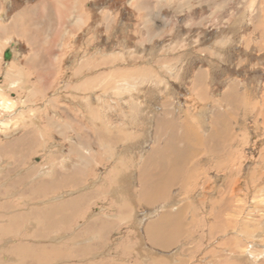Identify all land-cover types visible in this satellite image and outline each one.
Here are the masks:
<instances>
[{
	"label": "rangeland",
	"instance_id": "rangeland-1",
	"mask_svg": "<svg viewBox=\"0 0 264 264\" xmlns=\"http://www.w3.org/2000/svg\"><path fill=\"white\" fill-rule=\"evenodd\" d=\"M262 118L264 0H0V264H264ZM40 167L98 177L107 236L76 209L41 219L39 182L9 228L4 177Z\"/></svg>",
	"mask_w": 264,
	"mask_h": 264
},
{
	"label": "crops",
	"instance_id": "crops-1",
	"mask_svg": "<svg viewBox=\"0 0 264 264\" xmlns=\"http://www.w3.org/2000/svg\"><path fill=\"white\" fill-rule=\"evenodd\" d=\"M261 121H264V118H262ZM263 124H264V122H263ZM263 130H264V128H263ZM121 139L122 138H112V139H107V140H109V143H112V142L117 143L118 141H121ZM9 156H10V151H9ZM36 169H39L38 175L36 177H29V178L27 176V179H24V178L21 179L20 177H23L22 175L17 176L16 178L12 177L13 175L10 177L9 176H5V177L3 176L4 178H6V179H4L5 180L4 181V183H5L4 189H6V191L8 190V188L10 189V187H12L14 182L16 183V187H13V188H11V190H9V192H10L9 195H11V193H12V195H11L12 197L9 196V198H12L14 203H15V199L17 200L16 205L20 209L18 210V212L16 214H18L21 217V219H19L20 217H15V218H17L18 222H20L19 220L23 221L22 223H19V224H22L21 226L23 229L29 228V225L31 222V218L28 219V217H31V210H30L31 208H29V207L33 202V200L30 201L29 199L33 198V193H31V192L33 189H35V186H37V183L39 182V183H42V185L44 186V189L42 190L43 194L48 193L47 194L48 197H51L50 200H47L43 203L37 204V206L39 208V214H41V219L44 218V215L54 216V214L60 213V212H62V210H65V209H67L68 212H71L73 214L74 210L76 209L77 213L80 215L81 218H88V220H89V218H92L93 216L96 219L98 218L99 224L96 226L94 232L96 234H97V232L100 233V237L108 235V228L110 227V223H109V221H107V212H105L103 215L97 214V215H92L91 217L89 215L90 214L89 212L91 210L97 209V206H95L96 202L99 203L100 200H102V201L106 200L105 194H103V196H98V194L100 192L98 187L95 190L86 189V186L90 185V184L91 185L93 184L92 186H95V187L97 185H99L98 177L96 178V179H98L97 181L95 179L93 181V183L87 184L88 183L87 178H84V176H78L77 175L78 178H76L74 184H72L73 183V177L71 175H63V176H61V178H58L56 176L55 178L53 177L52 179L51 178L46 179L45 174H44V169L41 167L36 168ZM32 171L33 170L30 171V169H29V171H27V172H32ZM26 174H28V173H26ZM25 177H26V175H25ZM102 182H104L103 177H102ZM18 183H20V185H17ZM71 185H73V186H71ZM91 185L87 186V187H91ZM79 187H80V189H79ZM68 188L69 189L72 188V190H78L79 189V191L78 192L76 191V193H74V195L72 196V198L69 199V201H67V200L63 201L62 200L60 202H57L56 197H53L54 199L52 198V196H54V195L55 196L62 195V191L64 189H68ZM101 189H103V190L105 189V184H103L101 186ZM23 195H26V196L24 197ZM22 197H23V200L21 202ZM51 199H52V201H51ZM27 200L30 202H28ZM34 203H36V202H34ZM151 203L153 204L154 201H151ZM9 204H11V201ZM97 205H99V204H97ZM59 208H60V211H59ZM56 209H57V211H56ZM52 213H53V215H52ZM22 215H23V217H22ZM177 216H178V214L177 215L176 214H168L165 217H163V220H165V218H166L165 222L168 223L166 225L165 232H163V233H166L167 230H171L170 226H168V225H170V220H167V219H169L171 217H177ZM80 217H79V219H80ZM23 218H24V220H22ZM11 222H13V221L11 220ZM152 222H153L152 226H150V228H148L146 230V233H149L148 236L150 239H151L152 235H154L155 233L157 234V232L159 231L158 225H160V223H161L160 218H158L157 220L154 219ZM60 223H62V220H59V221L56 220L55 225L60 226ZM93 223H94V221H92V223H91L92 226L90 225L92 227L91 230L95 227V224H93ZM40 224H41V226L45 225L47 227L46 233L49 232L50 227H53V226L48 225V219L47 218L45 220H41ZM114 224H112V225L115 227ZM63 225L64 224H62V226ZM112 225H111V227H112ZM54 230H56L57 235H61L60 233H58L59 227L56 229H52L51 231H54ZM91 232L92 231H90L89 234H91ZM158 247H160V246H158ZM91 251H93V250H91ZM107 251H108V249L105 252H107ZM103 253L104 252L101 253L98 251L95 256L96 257L101 256ZM82 254H83V252H81V253L79 252L76 256L81 257ZM164 258L165 257L160 256V252L158 254L153 253V254H151V256L146 258L145 262H147L149 260L150 261L153 260L152 264H162V259H164ZM168 259L169 258H167V260ZM168 261L171 262V260H168Z\"/></svg>",
	"mask_w": 264,
	"mask_h": 264
},
{
	"label": "bare ground",
	"instance_id": "bare-ground-1",
	"mask_svg": "<svg viewBox=\"0 0 264 264\" xmlns=\"http://www.w3.org/2000/svg\"><path fill=\"white\" fill-rule=\"evenodd\" d=\"M49 2V1H48ZM65 8V7H64ZM67 9V7L65 8V10ZM78 11V10H77ZM63 12V11H62ZM69 15V14H68ZM78 19L79 18H77V22H80V21H78ZM76 20V19H75ZM10 52H11V54H12V51L10 50ZM4 57H5V55H4ZM12 59V58H11ZM24 142H23V140H16V141H12V142H10L9 144H23ZM192 154H193V152H192ZM164 168H165V166H164ZM22 179V178H21ZM24 179H27V177H25ZM173 179L171 178V181H172ZM21 181V180H20ZM159 182H163V184H164V182H165V178H164V180L163 181H159ZM168 182V181H167ZM15 184V186H16V183H14ZM18 184H20V183H18ZM17 184V185H18ZM37 188V187H36ZM38 189V188H37ZM34 191V190H33ZM43 191H42V189H39L38 191H37V194H39V195H37V197H40V196H43V194H41ZM165 193H166V191H165ZM24 197L26 196V195H23ZM36 196V195H35ZM164 197V196H163ZM155 198V196L153 197V196H151V195H148V197H147V199H146V201H149V200H151V199H154ZM26 199V198H25ZM157 199V198H156ZM58 209V208H57ZM57 209H56V211H57ZM59 211H60V208H59ZM62 211H64V210H62ZM66 211V210H65ZM65 213V212H64ZM71 213V212H70ZM69 213V214H70ZM25 215V214H24ZM52 215H53V213H52ZM26 216V215H25ZM22 217H23V215H22ZM64 216H62V218H63ZM25 218V217H24ZM24 218L22 219V220H24ZM20 219H21V217H20ZM26 219V218H25ZM66 219V218H65ZM19 220V219H18ZM12 221L13 222H11L10 223V227L9 228H12V227H14V226H12V224H16L15 222H17V218H14V220L12 219ZM40 221V220H39ZM39 223V222H38ZM8 228V229H9ZM18 228V227H17ZM53 229V228H52ZM10 230H14V228L13 229H10ZM9 230V231H10ZM19 230V229H18ZM12 231H11V233H12ZM10 233V232H9ZM22 236V235H21ZM25 237V236H24ZM22 252V249H20V250H18L16 253H21ZM24 252H26V250H24ZM26 254H29V252H27ZM36 260V259H35ZM30 261V260H29ZM32 261V260H31ZM24 262V261H23ZM26 262V261H25ZM32 262H38V261H32ZM24 264V263H23Z\"/></svg>",
	"mask_w": 264,
	"mask_h": 264
},
{
	"label": "water",
	"instance_id": "water-1",
	"mask_svg": "<svg viewBox=\"0 0 264 264\" xmlns=\"http://www.w3.org/2000/svg\"><path fill=\"white\" fill-rule=\"evenodd\" d=\"M4 55H5V60L7 61V60H9V59H11L12 58V54H11V52H10V50L9 49H7V51L4 53Z\"/></svg>",
	"mask_w": 264,
	"mask_h": 264
}]
</instances>
